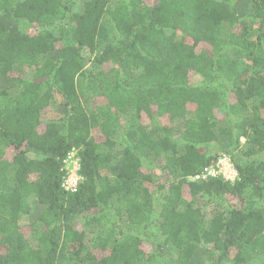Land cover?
<instances>
[{
    "label": "trees",
    "instance_id": "16d2710c",
    "mask_svg": "<svg viewBox=\"0 0 264 264\" xmlns=\"http://www.w3.org/2000/svg\"><path fill=\"white\" fill-rule=\"evenodd\" d=\"M0 264H264V0H0Z\"/></svg>",
    "mask_w": 264,
    "mask_h": 264
},
{
    "label": "built area",
    "instance_id": "2783aa9c",
    "mask_svg": "<svg viewBox=\"0 0 264 264\" xmlns=\"http://www.w3.org/2000/svg\"><path fill=\"white\" fill-rule=\"evenodd\" d=\"M66 176L64 178L62 187L66 192L77 193L80 183L82 181L79 176V159L76 150H73L65 161ZM209 177H221L226 181L235 182L237 179V172L227 155H223L217 164L208 168L202 176L196 179H207Z\"/></svg>",
    "mask_w": 264,
    "mask_h": 264
},
{
    "label": "rangeland",
    "instance_id": "374dc122",
    "mask_svg": "<svg viewBox=\"0 0 264 264\" xmlns=\"http://www.w3.org/2000/svg\"><path fill=\"white\" fill-rule=\"evenodd\" d=\"M90 67V66H89ZM200 78L198 77V76H193V83H195V84H198V83H200ZM95 136L97 137V138H99V136H100V134L98 133V132H96L95 133ZM27 222H23V224H26ZM146 247L149 249V250H151L152 249V247L150 246V245H146Z\"/></svg>",
    "mask_w": 264,
    "mask_h": 264
}]
</instances>
